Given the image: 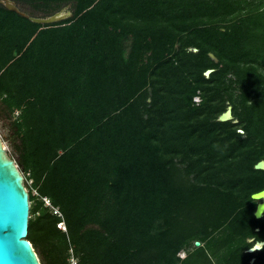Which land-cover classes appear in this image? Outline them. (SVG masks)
I'll list each match as a JSON object with an SVG mask.
<instances>
[{
  "label": "trees",
  "instance_id": "1",
  "mask_svg": "<svg viewBox=\"0 0 264 264\" xmlns=\"http://www.w3.org/2000/svg\"><path fill=\"white\" fill-rule=\"evenodd\" d=\"M13 1L73 11L43 24L0 2V111L41 264H264L247 250L264 241V0Z\"/></svg>",
  "mask_w": 264,
  "mask_h": 264
},
{
  "label": "water",
  "instance_id": "2",
  "mask_svg": "<svg viewBox=\"0 0 264 264\" xmlns=\"http://www.w3.org/2000/svg\"><path fill=\"white\" fill-rule=\"evenodd\" d=\"M0 2L7 9L14 10L37 23L49 24L73 15L70 5L46 16H33L19 9L13 0H0ZM16 54L17 50H14L13 55ZM210 56L217 59L213 53H210ZM210 71L211 68L206 69L205 74ZM218 118L220 120L232 118L231 106L228 105ZM254 167L264 168V159L257 161ZM251 197L258 200L254 215L257 218L261 217L262 215L258 216L257 213L264 212V188L253 192ZM28 218L29 199L24 176L15 160L7 156L0 141V264H41L37 252L27 238ZM261 241H255L247 250ZM199 243L198 240L195 241L196 245ZM253 260L254 257L251 261Z\"/></svg>",
  "mask_w": 264,
  "mask_h": 264
},
{
  "label": "rangeland",
  "instance_id": "3",
  "mask_svg": "<svg viewBox=\"0 0 264 264\" xmlns=\"http://www.w3.org/2000/svg\"><path fill=\"white\" fill-rule=\"evenodd\" d=\"M16 114H17V112L14 113V115H16ZM14 136H15V133H14V130H13V124L11 122V119L6 117L0 111V141H1L2 145L4 146V149H5V152H6L7 156L13 158L15 160V162H16L15 153H14L12 145H11V139ZM22 174H23V172H22ZM23 176H24V174H23ZM30 180L31 179L27 180L28 187H29V185L31 183ZM57 226H58V224H57ZM183 254H184V252L181 253V255H183Z\"/></svg>",
  "mask_w": 264,
  "mask_h": 264
},
{
  "label": "built area",
  "instance_id": "4",
  "mask_svg": "<svg viewBox=\"0 0 264 264\" xmlns=\"http://www.w3.org/2000/svg\"><path fill=\"white\" fill-rule=\"evenodd\" d=\"M194 100H195V101H198V100H199V97H198V96H195V97H194ZM30 182H31V180H30ZM32 191H33L34 194H38V192H37L36 189H32ZM42 199H43L45 205H46V206H49V207L52 209V212H53V213H56L57 215L61 216L60 209H59L57 206H54V205L51 203L50 199H49L47 196H43ZM57 224H58V226H59L60 228H62V229H64V230L66 229L65 224H64L63 221H60V222H58ZM70 250H71V249H70ZM71 252H72V251H71ZM72 256H73V255H70L69 260H70V258H71Z\"/></svg>",
  "mask_w": 264,
  "mask_h": 264
},
{
  "label": "clouds",
  "instance_id": "5",
  "mask_svg": "<svg viewBox=\"0 0 264 264\" xmlns=\"http://www.w3.org/2000/svg\"><path fill=\"white\" fill-rule=\"evenodd\" d=\"M257 215H262L260 211H258ZM264 249V241H261L259 243H257L254 247L250 248L249 251H258ZM69 264H78V258L75 257V255H73L70 260H69Z\"/></svg>",
  "mask_w": 264,
  "mask_h": 264
}]
</instances>
